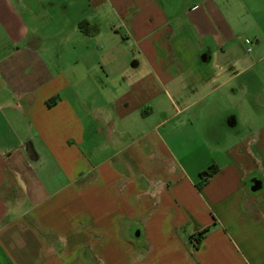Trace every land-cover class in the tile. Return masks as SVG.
Returning <instances> with one entry per match:
<instances>
[{
    "label": "crops",
    "instance_id": "crops-1",
    "mask_svg": "<svg viewBox=\"0 0 264 264\" xmlns=\"http://www.w3.org/2000/svg\"><path fill=\"white\" fill-rule=\"evenodd\" d=\"M186 1L0 0V264H264V7Z\"/></svg>",
    "mask_w": 264,
    "mask_h": 264
},
{
    "label": "rangeland",
    "instance_id": "rangeland-1",
    "mask_svg": "<svg viewBox=\"0 0 264 264\" xmlns=\"http://www.w3.org/2000/svg\"><path fill=\"white\" fill-rule=\"evenodd\" d=\"M236 1V0H235ZM240 1V0H238ZM246 2H248L250 0H245ZM191 0H187L185 2V6L188 7V5L190 4ZM252 4V3H251ZM259 6L261 8L264 7V2L262 3V0H260V2L258 3H254L253 6ZM236 11H228V17H226L227 21L232 24V26L235 29V33L237 34V43L239 42L240 44H244V48L240 47L237 50V55H258L257 52H255V49L257 48V41L260 38V30L259 27L257 26V23L259 22L258 17L257 16L260 12L256 11V13H252L250 10L247 9V7L244 5H239L237 4ZM111 15V16H110ZM112 14H108L106 16V20L110 21L112 20ZM115 20H113L112 22H114ZM119 29V33H121L123 35V29L118 28ZM186 30V29H185ZM191 30L188 27V33H190ZM107 33H109V29H107ZM192 35V34H191ZM190 34H188L187 36H191ZM246 41H248V44H246ZM108 43V42H107ZM111 45L107 44V54L109 55L110 51H111ZM127 44L123 43L122 48H117L118 50V55H131L130 51H125L126 50ZM249 48L251 50H249Z\"/></svg>",
    "mask_w": 264,
    "mask_h": 264
},
{
    "label": "trees",
    "instance_id": "trees-1",
    "mask_svg": "<svg viewBox=\"0 0 264 264\" xmlns=\"http://www.w3.org/2000/svg\"><path fill=\"white\" fill-rule=\"evenodd\" d=\"M86 25H87L86 23L81 22V23H80V28H84ZM203 175L207 176L205 173H204Z\"/></svg>",
    "mask_w": 264,
    "mask_h": 264
},
{
    "label": "built area",
    "instance_id": "built-area-1",
    "mask_svg": "<svg viewBox=\"0 0 264 264\" xmlns=\"http://www.w3.org/2000/svg\"><path fill=\"white\" fill-rule=\"evenodd\" d=\"M246 44H248V41H246ZM249 50H251V49L249 48Z\"/></svg>",
    "mask_w": 264,
    "mask_h": 264
}]
</instances>
